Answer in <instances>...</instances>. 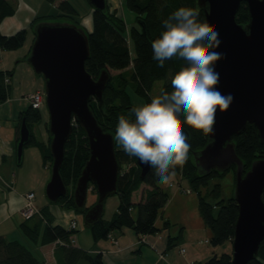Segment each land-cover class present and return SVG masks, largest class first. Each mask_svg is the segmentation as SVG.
I'll list each match as a JSON object with an SVG mask.
<instances>
[{
	"label": "trees",
	"instance_id": "obj_1",
	"mask_svg": "<svg viewBox=\"0 0 264 264\" xmlns=\"http://www.w3.org/2000/svg\"><path fill=\"white\" fill-rule=\"evenodd\" d=\"M47 1L59 3V8L62 11L59 17L74 20L78 15V11L70 0ZM107 2L105 11L93 10L92 12L93 28L89 32L90 57L86 61V69L95 79L103 70H107L110 74V81L104 91V103L101 105L99 101L92 99L90 106L104 130L114 133L120 115L134 118V114L130 110L136 105L128 91L130 81L126 76L132 63L131 79L134 81V92L143 97L146 103H149L153 98L151 90L157 80H165L160 96L167 97L173 80L185 71L182 66L167 61L161 68L157 66L156 61L152 60L151 41L163 31V21L170 13L182 6L188 7L190 14L198 17V26H206V17L203 8L199 7L198 0H126L128 8L136 13L138 22L128 30L124 17L116 9H112L108 0ZM15 13L16 7L12 2L0 0V27L7 17ZM44 18V16L35 17L31 26L34 28ZM236 19L243 26L248 24L249 9L245 2L241 4ZM74 23L82 27L79 20H75ZM127 32L136 47L137 54L134 58L131 56ZM27 36L28 29L26 28L11 35L2 33L0 29V47L7 50L18 49L24 46ZM111 70L120 72L113 75ZM12 75L13 71H0V103L9 99ZM24 118L31 130V140L26 147L30 145L38 147L41 150L44 165L51 167L53 162L50 151L51 136L49 134L47 141L40 140L34 132L35 125L43 118L40 108L30 105L21 112L19 131ZM179 123L188 136L187 142L190 148L187 162L182 168H176V175L180 174L184 181L197 192L201 216L212 232L210 243L214 247L221 246L226 242L232 243L239 214V206L234 195L226 202L221 198L222 190L219 183L210 190L203 188L208 185L212 177L225 175L231 169L236 172V167L232 166L231 169L224 172L213 170L210 173H201L194 155L209 143V135L206 137L201 131L184 124L183 119ZM46 128L49 132V122L46 123ZM233 142L237 154L243 161L245 173L251 168L254 161L264 158V142L261 141L255 124L248 123L243 132L233 137ZM116 156L121 168L116 193L119 195V204L111 219L103 217L98 223L89 227L94 241L107 239L113 231L123 228H131L138 235L157 233L160 230L156 224L157 218L169 200V193L162 185L153 181L152 175L147 173L144 177L141 176L135 157L128 156L118 145H116ZM89 157L90 148L85 132L81 126L74 125L73 132L66 144L65 158L61 168V175L68 186L69 193L56 203L60 207L85 214L86 210L93 205L86 204L85 211L81 212L76 208L73 196L76 182ZM143 185H149L151 188L146 190L144 198L140 202L134 203L133 194ZM92 191L97 192L96 188H93ZM211 200H214L215 203ZM50 204L41 208L40 214L26 218L21 223L20 227L25 236L42 245L60 244L65 260L59 264H78L83 260L87 264H104L102 253H91L75 246L78 229L72 230L61 224L53 226L54 218L48 209ZM217 206H219L218 213L215 212ZM134 210L137 211L136 214ZM35 217L39 220L32 224L31 219ZM169 225L170 221H166L165 226ZM0 264L45 263H42L33 251L21 241L9 240L0 235ZM196 264H232V252L216 254L207 261H200ZM248 264H264V241L260 245L257 258Z\"/></svg>",
	"mask_w": 264,
	"mask_h": 264
},
{
	"label": "water",
	"instance_id": "obj_2",
	"mask_svg": "<svg viewBox=\"0 0 264 264\" xmlns=\"http://www.w3.org/2000/svg\"><path fill=\"white\" fill-rule=\"evenodd\" d=\"M93 10L107 9V0H88ZM245 2L249 22H237V13ZM206 17V27L217 29L222 44L216 51L225 58L216 63L220 73L219 90L231 93L233 103L216 115L210 141L195 153L200 172H224L236 167L234 198L239 206L232 240V264H248L257 258L264 241V158L252 163L245 173L236 152L233 137L244 131L248 123L258 128L264 142V0H198ZM34 41L27 61L45 82V102L49 112L50 151L53 157L51 177L45 189L51 204L69 193L61 168L66 144L74 125L84 130L90 157L78 178L73 196L76 208L86 209L88 193L96 188L98 198L84 214L87 228L104 216L108 197L118 191L121 171L116 156L114 133L105 131L90 103H104V91L110 74L103 70L95 79L86 69L90 57L89 32L75 23L39 21L34 26ZM16 147L18 164L30 143L31 130L25 118L21 122ZM147 173L141 172L144 177Z\"/></svg>",
	"mask_w": 264,
	"mask_h": 264
},
{
	"label": "clouds",
	"instance_id": "obj_3",
	"mask_svg": "<svg viewBox=\"0 0 264 264\" xmlns=\"http://www.w3.org/2000/svg\"><path fill=\"white\" fill-rule=\"evenodd\" d=\"M88 26V20L83 21ZM222 40L217 29L198 26V17L182 6L163 21V31L151 41L152 60L163 68L166 61L182 66L183 71L173 80L167 97H153L149 103L134 106V118L118 117L113 141L123 152L136 158L141 172L152 175L158 185H171L176 168L188 159L190 145L180 121L202 132L213 133L216 115L233 103L231 93L223 94L218 85L220 73L216 63L225 54L216 51ZM24 204L15 191L9 194L8 211L14 213ZM55 223L67 226L69 215L59 214ZM199 259L193 257V261Z\"/></svg>",
	"mask_w": 264,
	"mask_h": 264
},
{
	"label": "crops",
	"instance_id": "obj_4",
	"mask_svg": "<svg viewBox=\"0 0 264 264\" xmlns=\"http://www.w3.org/2000/svg\"><path fill=\"white\" fill-rule=\"evenodd\" d=\"M108 1L112 6V9H116L118 11L120 6L118 4V0ZM20 5L21 2L16 7V13L7 17L2 22L0 27L2 33L11 35L23 28L29 30V26H31L32 21L35 17H37V15H34V11L29 4L24 2L22 5L26 8V10L24 9L25 12L22 17L20 12L23 11V9H18V6ZM22 101L26 102L27 105H24ZM20 102L21 104L19 106L22 108L20 109L21 114L22 111L26 110L31 105V102L28 95H25ZM1 106L2 105H0V107ZM15 113L16 112L13 110V116ZM1 120L2 119L0 117V121ZM0 128L2 129V126H0ZM19 133L20 131L18 130V125L16 130L14 126L7 128L4 131L3 129L0 130V235L5 236L9 240H19L31 250V247H29L27 242L29 239L25 236L20 227L21 223L26 219L22 217L20 212L25 205V195L30 191H34L37 198L36 189L40 188V186L46 187L49 179H45L44 175H42L39 178L37 186H32L25 191L15 190L16 177H11L12 174H15V167L13 164L14 157H17L16 147L17 140L20 135ZM25 159L24 155L23 162L21 163L22 165L25 163ZM39 161L41 164L43 162V158ZM40 164L36 166L38 169L41 170V165H43L44 169H47V166H45L44 163ZM183 186L185 187L188 185L183 184ZM150 188L151 187L149 185H143L133 194V202H140L144 198L146 190ZM170 189L171 197L169 196V200L164 207L165 209L163 208L161 216V218L164 219V222L160 223L158 221L159 216L156 221V224L160 229L157 233L138 235L131 228H123L120 230L118 229V231H113L107 239L94 241L88 230H80L79 226L76 233L75 246L85 249L91 253H102L104 264H196L200 261H207L211 258L212 254L218 255V249L220 246H213L212 249H203L204 242L210 244L212 232L205 224L203 217L201 216L198 195L193 194L194 190L191 193L186 194L182 192L178 186ZM13 191H15L18 196H22L24 198V204L18 211L11 213L8 211L7 201L9 194ZM35 203H37V199ZM47 205L48 204L41 207L39 205L38 206L39 209H41ZM58 207L59 208L51 205L48 206V209L54 218V222L57 220V215H55L54 212L59 214L61 218L64 213H68L70 215L67 226L65 227L69 228L72 221L75 218L78 219V213L74 210H68L60 206ZM134 213L136 214L137 211L134 210ZM187 215L190 216V219H187ZM38 220L39 219L35 217L31 219V222L32 224H35ZM166 221H170V225L167 227L165 226ZM172 223L177 224V227L173 228L171 226ZM55 224L63 225V223ZM195 232L198 234H195ZM113 239L118 240L119 244L116 245ZM202 239L204 241H202ZM34 243L37 253L33 250L32 251L42 263L59 264L64 262L65 258L60 244L42 245L40 242ZM183 248L186 250L184 253L182 252ZM195 256H198L199 259L193 261V257ZM78 264H87V262L83 260Z\"/></svg>",
	"mask_w": 264,
	"mask_h": 264
},
{
	"label": "rangeland",
	"instance_id": "obj_5",
	"mask_svg": "<svg viewBox=\"0 0 264 264\" xmlns=\"http://www.w3.org/2000/svg\"><path fill=\"white\" fill-rule=\"evenodd\" d=\"M9 1L12 2L13 4H15L16 5V6L14 5L15 7H17V5L21 2V5L18 6V9H20V10L23 9V11L20 12L22 17L24 15L25 10H26V8L22 5L25 2V3H28L29 6L32 8V10L34 11V15H37L40 17L41 16L45 17L44 19H41L40 21L57 22V23H74L75 20L76 21L79 20L81 23L80 25L87 32L92 31V28H93V24H92L93 8L90 5L88 0H70L72 5L78 11V15L75 16L74 20L70 19V18L64 19L62 17H59V15L62 14V11L59 8L58 2L51 3L47 0H9ZM118 4L120 5L118 12L122 17H124V20L127 24V28H128V30H130L132 26L138 24L137 19H136V13L133 10L128 8V6L126 4V0H118ZM85 20H88V26L87 27L83 23V21H85ZM29 27L30 28L28 30L27 41L24 44V46H22L18 49H15V50H7V49H2L0 47V71H6V70L13 71V75H12L11 80H10V85H11V93L9 96L10 98L6 102L0 103V105H2L0 107V117L2 119L0 121V126H2L3 131L6 130L7 128H10L13 126L16 130L17 125H19V122H20V109H22L21 106H19L21 104L20 101L24 98L25 95L27 96L28 94H31V93L35 92L36 90H41V91H43V93H45V82H44L43 77L37 76L35 74L33 68L31 67V65L27 61V57H26L29 54V51L32 47L34 37H35L34 28L32 26H29ZM127 39L129 42V48L131 51V56H132V58H134V57H136V54H137L136 47H135L134 41L132 40V38L130 37V34L128 32H127ZM132 69H133V63L131 64V66H129V68H128L129 71L126 74L127 78H129V81H130L129 86H128V91L132 97L133 103L136 106H140V105L145 104L146 101L143 97L137 95L134 92V89H133V82L134 81L131 79V72H132L131 70ZM110 72H111V74L115 75V74H118L120 71L111 70ZM164 84H165V80H163V79L157 80L154 83V86L151 90V95L153 97L160 96ZM22 103L24 105H27V103L24 101H22ZM22 107H25V106H22ZM13 110L16 112L14 114V116H13ZM40 110H41L43 118L39 123H37L35 125L34 132L39 139H43V140L47 141L48 136H49V132L46 128V123L49 122V112H48V109L46 106L45 96H44V102H43ZM6 119H8V120H6ZM2 129L0 128V130H2ZM41 154H42L41 150L38 147H36L34 145H30V146L26 147L24 150V155H25L26 159H25V163L23 165L22 164L18 165L17 157H14V164L13 165L15 167V169H14L15 174H12L11 178L16 177V184H15V190L16 191H25L32 186L33 187L37 186L39 178L42 175H44L45 179L48 178L50 180L51 167H50V165H47V167H46L47 169L43 168V165H41V164H43V162L40 164V161H39L42 158ZM24 155H23V158H24ZM22 162H23V160H22ZM39 164L41 165V170L36 167ZM44 170H46V171H44ZM180 182H182V184L188 185V183H186V181H184V179L179 174V175L175 176L171 185H162V186L169 193V196H170L171 195V189L170 188H176L178 186L179 189L182 191V187L178 185V183H180ZM217 183H219L221 185V190H222L221 198L225 199V201L227 202L229 200V198L234 195V188H235V183H236V172H234V170L231 169L225 175L212 177L209 180L208 185H206L203 189L210 190ZM187 187L191 189V192L193 191V189L189 185L185 186V188H187ZM38 189H36L37 198L35 197V200H34V205L37 208V210L39 209V206L41 207L43 205L50 204V202L46 196V193H45L46 187L40 186V188H38ZM184 193L189 194L187 192H184ZM193 194H197V192L194 190ZM97 198H98L97 192L90 190L88 193V198H87L86 204L88 206L95 204V202L97 201ZM36 199H37V203H35ZM211 201H213V203H215L214 200H211ZM118 204H119V195L118 194H114V195L108 197V199L106 200V204H105V213L103 216L104 219H111L112 218L114 212L116 211V208L118 207ZM50 205L56 206L57 208H59L58 204H50ZM23 209H25V208L23 207ZM23 209L20 212L22 217H24L23 216ZM215 209H216L215 212L218 213L219 206H217ZM162 211L160 212L159 218H158V221L160 223L164 222V219L161 218ZM39 212H40V209H39ZM39 212L37 214H40ZM165 218H166V216H165ZM187 219H190L189 215H187ZM77 220L79 222L80 230H88L90 236H92L89 228H87L84 224V214L78 212V219ZM171 226L173 228H176L177 224L172 223ZM115 231H118V229ZM195 234H198V233L195 232ZM202 241H204V240L202 239ZM27 242L29 244V247H31V250L36 252L35 247H34L35 243L31 240H28ZM115 244L116 245L119 244L118 240ZM205 248L212 249L213 245L211 243L207 244L204 242L203 249H205ZM185 251H182V252L184 253ZM227 251L232 252V243H230V242L226 243L225 245H221L219 247V249H218L219 254L218 255L222 254L223 252H227ZM214 255H216V254H214ZM214 255L212 254L211 257H213Z\"/></svg>",
	"mask_w": 264,
	"mask_h": 264
},
{
	"label": "built area",
	"instance_id": "obj_6",
	"mask_svg": "<svg viewBox=\"0 0 264 264\" xmlns=\"http://www.w3.org/2000/svg\"><path fill=\"white\" fill-rule=\"evenodd\" d=\"M44 96H45V93H43V91L41 90H37L31 94H28V98L31 102V105L34 107V108H41L43 102H44ZM179 186L182 187V191L183 192H187V193H190L191 192V189L190 188H185L182 183H178ZM27 196V197H26ZM25 196V206L23 209V216L25 218H29L35 214H37L39 212V209L37 210V208L35 207L34 205V200H35V197H36V194L34 191H30L26 194ZM79 227V222L78 220L75 218L71 225H70V229L72 230H77ZM114 242L116 243L117 240L116 239H113ZM182 251H185V249L183 248Z\"/></svg>",
	"mask_w": 264,
	"mask_h": 264
}]
</instances>
